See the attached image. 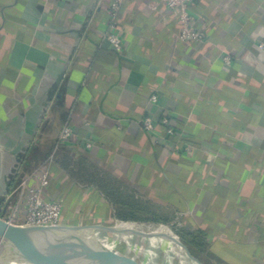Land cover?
<instances>
[{"label":"crops","instance_id":"crops-1","mask_svg":"<svg viewBox=\"0 0 264 264\" xmlns=\"http://www.w3.org/2000/svg\"><path fill=\"white\" fill-rule=\"evenodd\" d=\"M114 1L0 0L5 171L36 148L45 197L104 219L114 204L66 171H108L170 224L208 231L226 264H264V0H193L198 40L162 0H122L119 51Z\"/></svg>","mask_w":264,"mask_h":264},{"label":"rangeland","instance_id":"rangeland-1","mask_svg":"<svg viewBox=\"0 0 264 264\" xmlns=\"http://www.w3.org/2000/svg\"><path fill=\"white\" fill-rule=\"evenodd\" d=\"M6 162V161H5ZM14 166H12L11 171L6 170V164L3 169V177L0 182V219L4 222L15 225V226H27L28 225H39L40 223L31 222L27 223L25 218V209H26V191L22 187V181L33 174L40 173L42 169H47L49 165L48 160H39V159H31L27 158L25 161H14ZM74 167H77V171H66L70 175V178L76 182H78L82 186L93 187V188H101L102 186H107L108 188H115L121 191L125 197L126 203H139L142 208L145 210L138 211L131 207L120 208V211H125L126 213L131 212L132 210L136 215L139 216V219H121L115 216V208H112L113 214L109 217H101L102 209L97 208L95 206H90V204H86L84 206L79 207H71L63 202L60 198L62 207L61 213L58 220L55 224H67V225H78V226H92V225H105L99 227L98 230H94L93 228L86 229L81 237L86 244L87 249L90 248L92 251H98L99 261L105 262L107 260L110 261V264H119L118 262L125 260L127 263L128 257L134 258L135 264H143L144 260H148L149 263L152 264L151 259H145L144 252L139 253L135 250L128 249V245L126 244L124 238L121 234H117L116 236L110 233L104 232L101 228L107 227L109 225H113L120 221H126L132 224H135L139 230L143 232V234H147L150 232L151 228H158L159 226L163 228L166 232H168L171 236H175V233L172 229L171 224H165L162 222L155 221H147L143 219V217L148 216V211L146 208V203L143 200L137 199L132 189H130L127 185L122 184L117 180L113 175H111L108 171H95L94 168L85 169V171H81V164H74ZM74 168V169H75ZM15 170V171H14ZM161 214V213H160ZM159 214V215H160ZM174 224V223H172ZM22 226V227H23ZM63 226V225H62ZM104 232V233H103ZM143 238L148 239L151 237L154 240L157 239L156 234L148 236H143ZM138 235H135L137 237ZM172 236V237H173ZM148 237V238H146ZM75 238V237H74ZM174 238V237H173ZM177 238V237H176ZM76 240V238L74 239ZM123 241V242H122ZM89 243V244H88ZM143 241H135L134 244L142 246ZM162 246V244H160ZM170 245L166 246L169 247ZM173 250H176V254L172 255L170 259V264H198L195 261L190 260V258L185 254V249L181 246L178 241L174 238L171 243ZM99 247V248H98ZM98 249V250H97ZM100 251V252H99ZM134 251V252H133ZM191 252V251H190ZM193 255V254H192ZM31 255L28 257H23V260H19L16 263L23 264H38L32 259H29ZM134 256V257H133ZM195 256V255H193ZM182 257V259H181ZM196 257V256H195ZM197 258V257H196ZM200 260L199 258H197ZM166 260L165 253L162 252L159 254L157 258L158 263L164 264ZM114 261V262H113ZM182 261V262H181ZM201 261V260H200ZM97 262L96 259L90 258L89 264H95ZM202 262V261H201ZM203 263V262H202ZM205 264V263H204ZM213 264H220L219 261L213 260Z\"/></svg>","mask_w":264,"mask_h":264},{"label":"bare ground","instance_id":"bare-ground-1","mask_svg":"<svg viewBox=\"0 0 264 264\" xmlns=\"http://www.w3.org/2000/svg\"><path fill=\"white\" fill-rule=\"evenodd\" d=\"M7 227V224H5L4 222H0L1 229L6 230ZM21 228L22 230L28 232L27 242L29 248L33 251L36 258L40 261V264H78V259L76 258L77 255L84 256L85 260L89 257H87L88 252H86L84 247H82V245L78 243V240H74L76 237H80L81 234V230H77L76 227L62 226L59 224H49L27 226L24 225ZM101 229L106 233L112 234V236L121 234L123 236L121 238H124L126 244L128 245V249L135 251L139 250V253L144 252L145 259H151L152 264H160L158 263L157 258L162 252L165 253L166 257L164 264H170V259L172 258L171 256L176 254L177 252L176 250H173L171 246L174 238L160 226L156 229H149L150 232L147 234H143V232L139 230V228H137L135 224L126 221H120ZM141 234H143V236H148V234H156L157 239L154 240L153 238L151 239V237H146L148 239H145L141 237ZM135 235L138 236L135 237ZM137 240L143 241L141 247L140 244H134V242ZM5 242L9 247L11 245L15 246V241L10 235L5 236ZM160 244H162V246H160ZM168 245L170 246L166 247ZM20 255L21 254H19L18 256ZM92 255L94 256V254ZM129 257L127 263L125 262V259L122 261V264H135L134 258ZM82 263V261L79 262V264ZM142 263L151 264L148 262V260H144Z\"/></svg>","mask_w":264,"mask_h":264},{"label":"built area","instance_id":"built-area-1","mask_svg":"<svg viewBox=\"0 0 264 264\" xmlns=\"http://www.w3.org/2000/svg\"><path fill=\"white\" fill-rule=\"evenodd\" d=\"M171 9L178 10L181 19L184 21V28L182 32V39L198 40L201 39L203 34L198 33L194 29L193 19L190 16V7L193 0H162ZM122 0H115L112 3L111 18L109 22V29L105 32V39L116 50H121L123 47V41L121 35L116 31L117 29V10ZM227 62H230L229 57H225ZM153 101H157V96L153 95L151 98ZM165 123H168V119L165 117ZM143 124L146 130L151 131L154 129V123L151 116H146L143 120ZM172 131V129H169ZM73 135V129L70 125H65L62 129L59 140L61 143L67 142ZM88 146H91L88 143ZM40 173L33 174L32 176L22 181V187L26 191V209L25 218L27 223L37 222L39 225L55 224L60 217L62 203L60 199H48L44 195V189L50 184V171L49 169L39 170ZM28 225V224H26Z\"/></svg>","mask_w":264,"mask_h":264},{"label":"trees","instance_id":"trees-1","mask_svg":"<svg viewBox=\"0 0 264 264\" xmlns=\"http://www.w3.org/2000/svg\"><path fill=\"white\" fill-rule=\"evenodd\" d=\"M32 157L29 158V160L34 159L38 153L37 149L32 150ZM37 151V152H36ZM102 192L105 194V196L114 204L115 216L121 219H139V216L134 213L135 210L141 211L145 210L144 207L139 203H126L125 197L123 193L117 189L108 188L107 186L101 187ZM124 207H131L134 208V211L132 210L129 213H126L125 211H120V208ZM148 216H144L143 219L147 221H155V222H162L165 224H169V219L162 217L160 213H158L155 209L147 207ZM160 214V215H159ZM172 229L174 233L180 238V240L189 248L191 253L195 255L197 258H199L203 263L205 264H213V260H217L220 262V264H226V261L220 257L218 254H216L211 249V240L209 239V232L202 229V228H196L193 227L190 224H178L174 223L171 224Z\"/></svg>","mask_w":264,"mask_h":264},{"label":"water","instance_id":"water-1","mask_svg":"<svg viewBox=\"0 0 264 264\" xmlns=\"http://www.w3.org/2000/svg\"><path fill=\"white\" fill-rule=\"evenodd\" d=\"M18 157L16 158V161H21V159ZM3 166H4L3 151H2V148L0 145V182H1L2 177H3ZM0 222H4V221L0 219ZM4 223L7 224L8 227L6 230L5 229L3 230L0 228V264H14V263L18 262L19 260H23V257H28L29 255H31L29 257V259H31V260L33 259L35 261V263L38 262V264H40V261L36 258L33 251L29 248V245L27 242L28 232L22 230V228H21L22 226L10 225L6 222H4ZM59 225L76 227L77 230H81V234L86 229L93 228L94 230L99 231L100 230L99 227L105 226V225H99V224L92 225V226H78V225H67V224H59ZM81 234H80V237H76V239L78 240V243L80 245H82V247H84L86 252H88L87 257L88 256L89 257L85 260L84 256L77 255L76 258L78 259V264L81 261L83 262L82 264H89L90 258H94L97 260V262L95 264H110L109 260H107L105 262L99 261V259H100L99 254L96 251H92L90 249H87L86 244L83 241V238L81 237ZM6 235H10L14 239L15 246L11 245L9 247L6 244V242H5V236ZM173 237L178 241V243L181 246L184 247L185 254L190 258V260L195 261L198 264H204L200 260H198L195 256L192 255L189 248L180 240V238L177 235H176L177 238L175 236H173ZM19 254H21V255L18 256ZM92 254H94V256ZM122 261L121 262L119 261L118 263L122 264Z\"/></svg>","mask_w":264,"mask_h":264}]
</instances>
